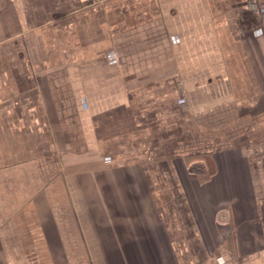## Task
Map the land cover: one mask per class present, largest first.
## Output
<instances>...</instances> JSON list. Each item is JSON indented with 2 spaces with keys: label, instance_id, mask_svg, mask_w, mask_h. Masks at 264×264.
Listing matches in <instances>:
<instances>
[{
  "label": "crops",
  "instance_id": "obj_1",
  "mask_svg": "<svg viewBox=\"0 0 264 264\" xmlns=\"http://www.w3.org/2000/svg\"><path fill=\"white\" fill-rule=\"evenodd\" d=\"M0 264H264V0H0Z\"/></svg>",
  "mask_w": 264,
  "mask_h": 264
},
{
  "label": "rangeland",
  "instance_id": "obj_2",
  "mask_svg": "<svg viewBox=\"0 0 264 264\" xmlns=\"http://www.w3.org/2000/svg\"><path fill=\"white\" fill-rule=\"evenodd\" d=\"M191 170H192L193 172L201 173V172H202V164H200L199 162H198V163H195V164L192 166Z\"/></svg>",
  "mask_w": 264,
  "mask_h": 264
},
{
  "label": "water",
  "instance_id": "obj_3",
  "mask_svg": "<svg viewBox=\"0 0 264 264\" xmlns=\"http://www.w3.org/2000/svg\"><path fill=\"white\" fill-rule=\"evenodd\" d=\"M222 215H223V216H225V214H224V213H223Z\"/></svg>",
  "mask_w": 264,
  "mask_h": 264
}]
</instances>
